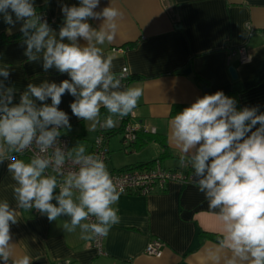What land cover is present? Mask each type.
Wrapping results in <instances>:
<instances>
[{
  "label": "crops",
  "instance_id": "0c3cea01",
  "mask_svg": "<svg viewBox=\"0 0 264 264\" xmlns=\"http://www.w3.org/2000/svg\"><path fill=\"white\" fill-rule=\"evenodd\" d=\"M109 3L110 0H101L96 11ZM111 3L123 17L118 20L113 41L102 47L105 55L112 57V71L118 78L122 69H126L121 87L143 90L133 111V121L155 128L156 134L149 140L140 133L138 143L124 153L111 139L119 133L112 134L107 140L109 171L140 167L155 159L166 170L177 169L181 152L171 139L172 111H182L181 108L205 94L221 90L235 99L238 110L256 107L258 113L264 112V0H111ZM64 4L78 5V0H35L38 13L58 21L56 26H50L55 34L65 20L61 11ZM89 23L99 28L101 21ZM19 28V22L11 27L0 15V37H16L11 41L2 38L0 42V68L7 67L9 71V76H0V81L5 88H13V104L19 103L29 83L39 85L69 79L55 68L45 71L42 57L28 60L24 55L25 37ZM240 46L247 47L250 62L241 64L235 57L228 62V50ZM230 66L236 69V80L228 74ZM187 67L191 73L184 76L181 71ZM194 75L203 80L202 87L195 83ZM74 99L66 93L59 105L68 114L71 125L70 130L62 129L61 134L70 143L79 142L74 143V149L83 145L90 152L97 128L92 130L90 122L72 115L70 104ZM46 103L50 104V99ZM8 163V160L0 163V202L7 201L17 212V223L11 225L12 255L8 264L23 255L31 257V264H226L231 257L230 250L205 237L222 238V226L216 215L218 210L209 209L204 194L192 183H170L164 192L145 197L120 196L115 205L120 223L103 236L104 255H98L90 239H80L79 229L74 234L63 231L61 224L70 221L69 217L49 222L40 212L17 207L14 193L17 185L7 170ZM154 239L164 244L160 258L144 254L145 246Z\"/></svg>",
  "mask_w": 264,
  "mask_h": 264
},
{
  "label": "clouds",
  "instance_id": "9594fccd",
  "mask_svg": "<svg viewBox=\"0 0 264 264\" xmlns=\"http://www.w3.org/2000/svg\"><path fill=\"white\" fill-rule=\"evenodd\" d=\"M100 4L101 0H78V5H62L65 20L55 34L38 13L35 0H0L3 22L11 27L20 23L28 60L42 57L45 71L55 68L69 77L59 83H29L17 104H13V88H5L0 81V163L10 161L7 170L17 185L18 208L36 209L49 222L67 216L70 221L62 222L63 231L74 234L79 229L82 240L107 236L120 223L115 205L122 189L105 161L83 145L67 153L79 168L69 172L61 184L56 176L45 174L54 166L63 175L59 169L66 153L56 145L62 129L70 130L71 125L68 114L59 108L62 97L66 93L74 97L72 115L90 122L95 130L98 125L116 127L143 95L139 87L122 88L121 79L112 71V57L105 55L102 46L113 41L123 13L111 0L96 11ZM90 20L101 21L99 28ZM0 76H9L7 67L0 68ZM101 107L108 113L103 123ZM169 128L181 152L178 165L191 169L195 179L190 182L204 194L209 209L218 210L222 226L219 247L231 253L226 264H264V112L258 113L256 107L238 110L235 99L218 90L176 113ZM33 144L40 153L54 149L52 156L35 155L25 161L12 154L23 153ZM90 218L94 222H86ZM16 223V210L7 201L0 202L3 264L12 255L11 225ZM12 264H31V257L23 255Z\"/></svg>",
  "mask_w": 264,
  "mask_h": 264
},
{
  "label": "built area",
  "instance_id": "2783aa9c",
  "mask_svg": "<svg viewBox=\"0 0 264 264\" xmlns=\"http://www.w3.org/2000/svg\"><path fill=\"white\" fill-rule=\"evenodd\" d=\"M40 14V13H39ZM42 19L47 20L49 26H56L58 21L48 18L46 15L40 14ZM237 58L241 64H247L250 62V53L246 46H240L238 48L228 50V62L231 58ZM126 69H122L120 79L123 80L126 77ZM135 118L134 113H130L127 117L119 120L117 127L120 129L121 145L124 151L134 147L137 142L140 133L146 135H155L156 129L148 126L142 122L133 121ZM115 119H118L115 117ZM103 123V122H101ZM108 130L97 127L96 136L92 142L91 151L89 153L98 155L102 158L106 165L108 163ZM70 139L61 134L58 138L57 145L66 153L65 163L59 169L63 175L58 174V171L54 166H50L45 170L46 175L56 176L58 185L61 184L64 178L69 172L78 171L79 166L74 164L71 158H67L69 152ZM7 148V146H5ZM54 149L50 148L46 153H40L38 147L33 144L29 149H26L23 153H12L17 155V158L31 159L35 155H41L51 157ZM9 161V160H8ZM10 162V161H9ZM118 189H122L120 196L124 195H137V196H149L152 194L162 193L166 190V187L170 183H178L180 185H187L190 182L192 171L189 168H181L180 166L173 170H166L162 167L161 161L155 159L150 165H144L140 167L126 168L117 171H109ZM75 192V190H74ZM56 194H59V186L56 189ZM35 213H39L38 210L33 209ZM94 222V218H90L89 221ZM91 247H93L98 255H104L103 251V236L91 238L89 241ZM164 244L154 239L147 243L144 249V254L154 258H160L162 256ZM58 264H69L68 262Z\"/></svg>",
  "mask_w": 264,
  "mask_h": 264
},
{
  "label": "trees",
  "instance_id": "16d2710c",
  "mask_svg": "<svg viewBox=\"0 0 264 264\" xmlns=\"http://www.w3.org/2000/svg\"><path fill=\"white\" fill-rule=\"evenodd\" d=\"M2 38H5L4 40H6V41H11V40H14L16 37H4V36H1V37H0V42H1V40H3ZM193 78H194L195 83H196L199 87H202V86L204 85L203 80H202L199 76L194 75ZM181 110H183V108H181ZM176 113H178V112H177V111H174V112L172 111V115H175ZM107 115H108L107 110L104 109V108H102V109H101L100 117H101V118H105ZM114 119H115V117H114ZM102 122H103V121H102ZM118 127H119V126H118ZM118 127H117L116 129H112L111 131L108 130V133H107L108 138H109L112 134H114V133H120V129H119ZM143 135L147 136L149 140L152 139L151 135H146V134H143ZM139 139H140V138H139V136H138L137 141H139ZM136 143H138V142H136ZM161 145H162V142H161ZM162 147L166 148L164 145H162ZM152 162H153V161H152ZM152 162H151V163H152ZM151 163H148V164H146V165H150ZM143 166H144V165H143ZM202 235H203V234H202ZM205 237H210V238L214 239V240L217 241V242H219V240L221 239V237H213V236H208V235H205Z\"/></svg>",
  "mask_w": 264,
  "mask_h": 264
},
{
  "label": "water",
  "instance_id": "95a60500",
  "mask_svg": "<svg viewBox=\"0 0 264 264\" xmlns=\"http://www.w3.org/2000/svg\"><path fill=\"white\" fill-rule=\"evenodd\" d=\"M190 73H191V68L190 67H187L186 69H183L181 71V74L184 75V76H188V75H190ZM228 74H229V76L231 77L232 80H236L237 79V72H236V69L233 66H230L228 68ZM204 90L206 91V87H204Z\"/></svg>",
  "mask_w": 264,
  "mask_h": 264
},
{
  "label": "rangeland",
  "instance_id": "374dc122",
  "mask_svg": "<svg viewBox=\"0 0 264 264\" xmlns=\"http://www.w3.org/2000/svg\"><path fill=\"white\" fill-rule=\"evenodd\" d=\"M120 137H121V135L119 133V134L114 135L111 139H113L114 143L117 144L118 147H120L122 152L124 153V149L120 143ZM75 142H77V140H72L70 145H69V149L73 152H74V148L72 146L74 145ZM77 143H79V142H77Z\"/></svg>",
  "mask_w": 264,
  "mask_h": 264
}]
</instances>
